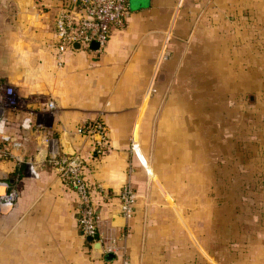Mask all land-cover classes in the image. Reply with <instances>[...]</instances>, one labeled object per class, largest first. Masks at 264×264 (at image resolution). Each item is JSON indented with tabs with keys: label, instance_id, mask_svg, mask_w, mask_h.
<instances>
[{
	"label": "crops",
	"instance_id": "0c3cea01",
	"mask_svg": "<svg viewBox=\"0 0 264 264\" xmlns=\"http://www.w3.org/2000/svg\"><path fill=\"white\" fill-rule=\"evenodd\" d=\"M179 1L127 0L125 24L112 27L100 50L73 44L65 52L63 65L57 66L54 20L59 0H0V68L8 69L2 77L15 85L23 105L0 112V147L6 141L10 149L8 159L0 156V181L10 183L17 192L13 209L0 204L1 264H264V59L258 64L252 61L253 73L243 94L247 105L233 108L231 138L223 134L218 140L223 147L218 151V171L231 173L233 180L231 219L225 217L224 204L218 203L215 232L209 233L202 221L200 232L204 233L192 234L183 221L184 229L178 233L153 238L143 230L140 234V197L130 219L120 213L119 193L124 184L130 182L140 196V178L155 177L141 148L136 149L137 157L124 152L131 137H140L142 117L158 119L162 80L171 82L174 77L176 82L178 76L191 82L194 67L225 64L209 60L214 38L203 17L191 33V46L182 49V43L170 39L173 52L162 64V41L187 24V14L194 13L193 6L187 7L175 18ZM195 1L187 0L185 6ZM234 3L233 18L248 19L249 33L264 36V0ZM216 6L225 13V0H216ZM208 7L202 10L205 15ZM178 64L182 71L176 74ZM150 83L157 90L149 98L154 106L148 113ZM166 113L171 114L170 108ZM95 121L106 128V148L96 145L95 135L79 130ZM220 125L224 131L223 122ZM42 130L56 139L62 153L66 145L82 161L84 177L92 188L97 227L104 236L103 254L112 253L111 260L94 253L77 228L78 196L62 184L55 166L44 162L49 144ZM14 174L18 179L13 182L8 177ZM5 190L0 185V194ZM174 227L180 226L174 222ZM112 240L116 247L107 250Z\"/></svg>",
	"mask_w": 264,
	"mask_h": 264
},
{
	"label": "rangeland",
	"instance_id": "374dc122",
	"mask_svg": "<svg viewBox=\"0 0 264 264\" xmlns=\"http://www.w3.org/2000/svg\"><path fill=\"white\" fill-rule=\"evenodd\" d=\"M186 1L180 0L177 3L175 18L177 14L185 13L187 7L193 6L194 13L187 14V24L178 31L174 29L169 38L166 37V40L162 41V64L173 52L170 49L171 41L174 44L182 43V49L186 44L191 46V33L200 27L202 17L204 22L207 20L210 37L214 38L209 47L214 48L209 49V60H214L213 64H217L218 60L225 64L218 67H194L191 82H183L178 76L175 77L176 82L174 77L171 82L167 78L164 82L162 80L161 97L158 101L161 113L158 119L156 116L154 120L151 115L141 119L138 147L148 159L155 177L148 176L145 181L140 178V196L134 192L137 199L140 197V209L137 213L140 218V234L143 230L144 235L153 238L178 233L183 221H186L192 234L204 233L200 232L202 221L208 224L209 233L211 230L215 232L218 203L222 206L224 204L225 217L231 219L235 204L233 180L231 173L228 176L227 172L222 175L218 171V151L222 152L223 148L218 145V140L223 134L225 138H231L233 118L236 116L233 114V108L242 109L247 105V97L243 94L247 92L244 88L248 85L246 81L253 73L252 61L255 60L258 64L264 59V36L249 33L248 19L233 18L236 11L235 0H225L224 14L217 11L216 0H205L203 3H200V0L187 2L185 6ZM205 5L209 6L208 15L202 12ZM175 20L172 22V29L176 26ZM218 47L220 50H217ZM181 54L183 55L184 51L181 50ZM2 68L0 84L12 87L20 96L15 85L2 77L8 70ZM202 70L207 73H202ZM181 71L178 64L176 74ZM205 75L209 80H205ZM156 88V84L154 86V83H150L146 90L148 113L153 105L149 98L156 92ZM22 106V101L18 100L14 107L5 110L21 109ZM168 108L170 115L166 113ZM44 120L46 122V118ZM222 122L225 125L224 131L220 125ZM42 133L45 140L49 132L42 130ZM226 150L230 151L231 147H226ZM124 153L138 156L136 147H133V137L130 138L128 151ZM9 154L8 142L2 141L0 156L6 160ZM140 169L146 171L142 162ZM16 175L8 178L14 182L18 179ZM15 206L16 202L7 208L13 209ZM172 221L173 226L170 225ZM174 222L180 226L179 229L174 227ZM76 225L78 228L77 220ZM162 245L167 247V243Z\"/></svg>",
	"mask_w": 264,
	"mask_h": 264
},
{
	"label": "built area",
	"instance_id": "2783aa9c",
	"mask_svg": "<svg viewBox=\"0 0 264 264\" xmlns=\"http://www.w3.org/2000/svg\"><path fill=\"white\" fill-rule=\"evenodd\" d=\"M59 2L54 20L57 66L63 65L67 48L75 43L87 48L91 43H97L100 50L108 41L112 27H122L129 14L127 0H59ZM18 100L20 98L12 87L0 84V112L14 107ZM48 106L52 108L53 103L49 102ZM79 130L84 134H98L96 145L100 149L106 146L107 131L101 121L85 123ZM45 141L49 144V153L44 162L54 165L62 184L73 189L78 196L80 203L78 229L86 239L102 241L104 236L98 233L92 188L84 177L82 161L75 155L62 153L54 137L47 136ZM0 185L6 189L0 194V204L12 206L17 198L15 188L4 181H0ZM119 201L121 216L126 220L130 219L136 202L134 188L130 182H126L122 187ZM115 247V241L112 240L107 250Z\"/></svg>",
	"mask_w": 264,
	"mask_h": 264
},
{
	"label": "water",
	"instance_id": "95a60500",
	"mask_svg": "<svg viewBox=\"0 0 264 264\" xmlns=\"http://www.w3.org/2000/svg\"><path fill=\"white\" fill-rule=\"evenodd\" d=\"M74 47L75 48H79V44L78 43H75L74 44ZM90 48L91 49H98V44L97 43H91L90 45ZM95 138L96 139H99V135L98 134H95ZM63 153L67 154V155H73V152L72 151H69L68 150V147L66 145L63 146ZM87 241L89 243H91V250L94 252V253H97L100 256H103L105 260H111L113 258V254L112 253H105L103 254V249H102V243L101 241H91L90 238L87 239Z\"/></svg>",
	"mask_w": 264,
	"mask_h": 264
},
{
	"label": "bare ground",
	"instance_id": "6f19581e",
	"mask_svg": "<svg viewBox=\"0 0 264 264\" xmlns=\"http://www.w3.org/2000/svg\"><path fill=\"white\" fill-rule=\"evenodd\" d=\"M133 146L136 147V149L139 148V147H138L137 136H135V137L133 138Z\"/></svg>",
	"mask_w": 264,
	"mask_h": 264
},
{
	"label": "trees",
	"instance_id": "16d2710c",
	"mask_svg": "<svg viewBox=\"0 0 264 264\" xmlns=\"http://www.w3.org/2000/svg\"><path fill=\"white\" fill-rule=\"evenodd\" d=\"M59 4H60V2H59ZM87 245H89V244L87 243Z\"/></svg>",
	"mask_w": 264,
	"mask_h": 264
}]
</instances>
